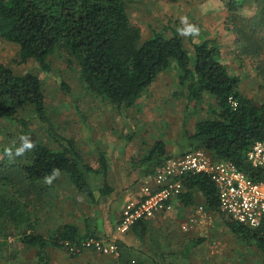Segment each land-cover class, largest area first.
Wrapping results in <instances>:
<instances>
[{
  "label": "rangeland",
  "instance_id": "1",
  "mask_svg": "<svg viewBox=\"0 0 264 264\" xmlns=\"http://www.w3.org/2000/svg\"><path fill=\"white\" fill-rule=\"evenodd\" d=\"M128 7L142 41L155 33L167 37L178 34L191 56L195 44L209 41L220 46L222 63L231 75L241 79L238 90L249 99L264 102V76L257 71L264 64V0H247L238 14H231L224 0H128ZM189 25H195L198 34L181 35ZM19 53L18 45L0 38V63L19 75L37 74L43 81L54 135L30 109L21 114V119L28 121L26 127L4 120L0 122V161L7 158L9 164L22 163V159L17 160L22 155H15L22 146V136L43 142L53 151H61V139L73 140L86 163L95 169L100 166L99 154L106 155L108 182L115 191L110 198L94 201L60 178L50 195L38 202V233L44 237L66 224L76 225L85 235L86 223H90L99 239L118 246L122 243L118 255L94 249L75 254L65 246L50 247L51 264H234L237 255L244 256V250L253 256L248 264H260L253 245L234 234L220 214L210 211L200 194L193 206H183L178 199L171 213L148 220L142 238L131 230L126 235L117 231L126 196L137 197L141 180L154 176L143 173L148 166L141 165L143 159L157 142L165 144L171 158L193 150L190 137L196 124L211 119L219 110L213 96L204 94L192 101L180 86L179 70L173 64L133 108L119 109L90 93L79 68L61 51L49 58L51 72L42 70L34 60L21 62ZM5 148L12 149L11 157L5 154ZM5 227L0 226V264H38L37 249L21 243L22 231ZM195 242L199 244L192 247Z\"/></svg>",
  "mask_w": 264,
  "mask_h": 264
},
{
  "label": "trees",
  "instance_id": "2",
  "mask_svg": "<svg viewBox=\"0 0 264 264\" xmlns=\"http://www.w3.org/2000/svg\"><path fill=\"white\" fill-rule=\"evenodd\" d=\"M224 2L231 14H238L247 0ZM155 34L142 41L140 29L131 22L128 0H0V38L19 46L21 62L34 60L42 70L51 72L49 58L61 51L79 68L90 93L116 108H133L158 76L176 64L180 86L191 100L209 94L219 107L211 119L196 124L190 137L193 150L188 152L203 150L217 161L233 163L252 178L261 177L262 172L248 164L247 154L255 143L264 142V102L249 99L238 90L241 79L231 75L222 63L220 46L209 41L195 44L191 56L178 34ZM257 71L264 76V64ZM231 98L238 103L235 110ZM28 109L54 135L43 81L37 74L19 75L0 63V122L26 127L28 121L21 119V114ZM61 141V151L33 142L34 147L17 159L22 163L9 164L7 158L0 161V226L21 230V243L37 249L38 264H51L50 247L60 249L67 241L78 244L99 239L90 223H86L85 235L71 224L56 228L47 237L38 233L36 206L50 195L60 178L94 201L110 198L115 192L108 182L109 165L104 153L99 154L100 166L95 169L86 163L73 140ZM170 158L165 144L157 142L141 165L148 164L147 175H152ZM54 169L59 175L48 184L45 177ZM183 184L181 205L193 206L200 194L208 209L220 214L234 234L254 240L264 254V239L259 232L221 212L218 191L209 176L190 175ZM148 225L142 220L131 232L142 238Z\"/></svg>",
  "mask_w": 264,
  "mask_h": 264
},
{
  "label": "built area",
  "instance_id": "3",
  "mask_svg": "<svg viewBox=\"0 0 264 264\" xmlns=\"http://www.w3.org/2000/svg\"><path fill=\"white\" fill-rule=\"evenodd\" d=\"M233 109L238 103L230 99ZM252 168L262 172L252 178L229 161H211L203 150H194L181 157L170 158L154 175V185H144L137 197L129 199L117 231L128 233L134 225L162 213L171 212L174 203L185 192L184 179L190 175L205 174L215 184L221 212L237 224L264 239V142H257L247 154ZM65 247L75 254L83 249H94L102 254L118 255L115 242L86 239L80 243L65 242Z\"/></svg>",
  "mask_w": 264,
  "mask_h": 264
},
{
  "label": "clouds",
  "instance_id": "4",
  "mask_svg": "<svg viewBox=\"0 0 264 264\" xmlns=\"http://www.w3.org/2000/svg\"><path fill=\"white\" fill-rule=\"evenodd\" d=\"M182 22L187 24V19L182 18ZM199 29L195 25H189L185 29L181 30V35H196L198 34ZM22 146L16 149L15 155L20 156L23 155L25 150L32 149L34 147V143L26 136H22L21 138ZM5 154L8 156H12V149L5 148ZM59 175V170L54 169L53 172L45 177V182L51 184L53 180H55Z\"/></svg>",
  "mask_w": 264,
  "mask_h": 264
},
{
  "label": "crops",
  "instance_id": "5",
  "mask_svg": "<svg viewBox=\"0 0 264 264\" xmlns=\"http://www.w3.org/2000/svg\"><path fill=\"white\" fill-rule=\"evenodd\" d=\"M142 169V168H141ZM143 170V173H144V171L147 173V170H148V166H147V168L145 167L144 169H142ZM145 175V174H144ZM153 175H155V174H152V175H150V176H153ZM146 177L147 176H145L144 178H143V180H141L142 182H141V184L139 185V189H138V191L136 192L137 194H139V192H140V190H141V188L144 186V185H146V184H151L152 186L154 185V176L150 179H146ZM130 196V195H129ZM129 196L127 195L126 196V198H125V200H124V206H125V204H126V202L130 199L129 198ZM132 196H134V193H132ZM176 202H178V201H176ZM171 213V212H170ZM163 214V213H162ZM166 214V213H165ZM158 215H160V214H158ZM157 216V215H156ZM155 217V216H154ZM153 217V218H154ZM153 218H151V219H153ZM151 219H146V220H144V221H148V220H151ZM196 226H197V224H195ZM94 230H96V229H94ZM102 231V230H101ZM131 232V231H130ZM133 232V231H132ZM118 235V234H117ZM119 235H126V234H119ZM240 239H243V240H247V239H244V238H240ZM248 242H250L249 244L250 245H253V246H251V247H254L258 252H259V254L257 255L256 254V256H257V260L258 261H260V264H264V254L259 250V248L256 246V244H255V241L254 240H248ZM117 244V246H118V243H116ZM120 245H122V243H120ZM119 245V246H120ZM119 246H118V249H119ZM240 246H243V245H241L240 244ZM244 247V246H243ZM245 252L243 253L244 254V256H242V255H237L235 258H237L236 259V262H234V264H248V259H249V261H252V259H253V256H249V254H248V251H246V250H244ZM249 256V257H248Z\"/></svg>",
  "mask_w": 264,
  "mask_h": 264
}]
</instances>
